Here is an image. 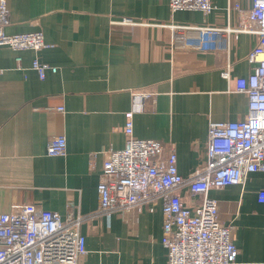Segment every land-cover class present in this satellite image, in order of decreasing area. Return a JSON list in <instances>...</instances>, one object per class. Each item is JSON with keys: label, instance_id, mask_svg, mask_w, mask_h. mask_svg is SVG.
Segmentation results:
<instances>
[{"label": "crops", "instance_id": "1", "mask_svg": "<svg viewBox=\"0 0 264 264\" xmlns=\"http://www.w3.org/2000/svg\"><path fill=\"white\" fill-rule=\"evenodd\" d=\"M212 2L204 13L172 11L169 0H8L5 31L41 30L48 47L0 46V212L34 202L62 217L79 214L86 248L79 264H167L161 200L153 211L145 204L103 213L97 183L105 152L124 146L128 110L133 135L172 148L185 179L206 160L209 121L247 112V97L234 84L253 69L247 55L257 34L231 37L227 51L171 47L177 26L234 27L232 4L251 5ZM34 58L56 72L39 78ZM140 92L148 95L133 99ZM57 135L67 139L65 153L48 155L47 142ZM263 188L264 171H254L242 183L208 191L219 221L232 226L237 264H264ZM178 191L189 208L201 201L186 185Z\"/></svg>", "mask_w": 264, "mask_h": 264}, {"label": "built area", "instance_id": "2", "mask_svg": "<svg viewBox=\"0 0 264 264\" xmlns=\"http://www.w3.org/2000/svg\"><path fill=\"white\" fill-rule=\"evenodd\" d=\"M172 11L213 10L212 0H169ZM237 14L236 26H177L172 49L227 51L229 39L242 32L258 35V42L247 55L254 63L246 77L235 78L234 90L247 97V112L238 120H210L204 164L186 179L177 168L176 154L158 140L133 135L134 110L125 112L122 148L105 152L97 183L98 209L110 213L135 206L137 210L161 200L163 215L161 242L167 264H237L238 249L232 239V226L222 224L218 202L208 195L210 188L239 184L248 172L264 171V0H251L249 8L238 2L231 6ZM8 0H0V46L13 50L39 51L48 47L41 30L7 33L10 22ZM20 67V56L15 58ZM31 67L43 79L56 67L34 58ZM222 76L228 77L227 69ZM135 93L133 99L147 96ZM62 110V107L58 108ZM64 135L53 136L46 146L48 155H63ZM186 185L201 201L186 206L179 188ZM257 199L264 202V188ZM82 217L68 212L44 209L25 202L0 212V264H79L86 252L80 231Z\"/></svg>", "mask_w": 264, "mask_h": 264}]
</instances>
